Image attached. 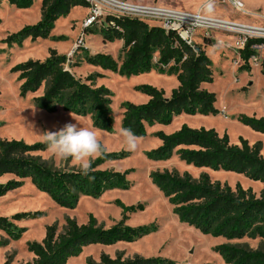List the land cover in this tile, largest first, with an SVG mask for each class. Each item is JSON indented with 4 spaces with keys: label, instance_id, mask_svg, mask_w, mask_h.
I'll list each match as a JSON object with an SVG mask.
<instances>
[{
    "label": "trees",
    "instance_id": "obj_1",
    "mask_svg": "<svg viewBox=\"0 0 264 264\" xmlns=\"http://www.w3.org/2000/svg\"><path fill=\"white\" fill-rule=\"evenodd\" d=\"M39 0H7L18 9H30ZM42 20L35 25L25 26L9 35V45L21 47L31 39L50 38L55 23L67 17L76 8H89L84 0H41ZM2 20L0 19V24ZM99 26V25H97ZM89 30V29H88ZM103 41L123 42L121 64L106 54H86L85 61L105 71L118 73L131 78L153 71L161 75L175 76L179 86L172 90L170 97L151 85H140L135 91L148 97L145 104L124 103L122 128H131L140 138L148 135V129L156 125L169 126L175 118L186 114L191 116H216V94L203 90L202 85L213 83L212 62L204 46L195 43L190 46L177 33L166 32L158 25L138 17L109 14L100 24ZM261 39H248L240 58L241 71H250V59L256 55L255 44H263ZM68 59L50 52L45 61L29 60L17 64L11 73L17 75L22 98L36 95L33 105L50 113L62 109L80 117L90 116L96 129L107 133L114 132V118L111 108L112 92L105 86L96 84L100 75L78 78L70 68ZM264 76V59L261 63ZM41 93V94H40ZM40 94V95H38ZM238 121L257 133L264 134V117L255 118L240 115ZM155 136L161 146L150 157L169 159L173 155L196 168H208L242 175L254 182L264 184V157L261 146L250 145L240 138L239 144H231L229 136H220L214 129H193L186 125L173 134L157 132ZM45 143L27 144L23 140H0V198L20 189L26 180L42 193H45L59 207L74 209L81 198H99L104 193L121 189L128 190L130 172L100 169L108 161L116 160L119 154L103 152L91 163L88 176L80 169L56 170L37 154L46 152ZM154 184L168 198L179 220L204 234L227 241L245 238L264 241V193L258 197L251 189L241 185L234 189L212 182L207 174L194 180L189 174L165 170L152 174ZM116 205L122 209V218L109 229L98 225L90 216L87 224L79 225L67 219L61 233L56 225L46 229L41 243L27 244L34 259L27 264H68L78 258L84 249L91 246L111 247L119 243H134L157 231L155 225L130 227V215L141 211V205L126 206L120 201ZM37 213H18L10 219L0 216V232L7 240L0 239V247L8 241H20L25 233L15 222L22 219H37ZM216 251L225 264H264V249L249 250L231 244H222ZM4 264H9L7 260ZM88 264H175L160 257L124 258L117 254L112 258L102 254L99 262Z\"/></svg>",
    "mask_w": 264,
    "mask_h": 264
},
{
    "label": "rangeland",
    "instance_id": "obj_2",
    "mask_svg": "<svg viewBox=\"0 0 264 264\" xmlns=\"http://www.w3.org/2000/svg\"><path fill=\"white\" fill-rule=\"evenodd\" d=\"M123 5L138 8H165L170 10L196 13L209 0H114ZM245 5L242 14L234 12L229 6L209 5L203 8L202 15L210 20L232 23L240 26L264 28V0H241ZM41 0L30 9H18L7 0H0V140H23L27 144L43 143L41 134L46 131H57L65 123L79 124L93 130L102 144L105 153L119 154L120 157L101 166L102 170H114L120 173L130 172L128 190H111L99 198L83 197L74 209L59 207L45 193L35 188L30 180L24 186L0 198V216L11 218L18 213H37V219H22L15 222L18 228L26 231L20 241H8L0 247V264L9 260V264H27L34 256L28 251L27 244L41 243L49 226L56 225L61 233L67 219L75 220L79 225L87 224L93 216L98 225L109 229L122 218V209L116 201L126 206L141 205L142 209L130 215L127 225L130 227H158L157 231L134 243H119L115 246H91L68 264H88L99 262L102 254L112 258L123 254L124 258L140 256L143 258L160 257L175 264H225L223 257L216 251L222 244H231L249 250L264 249L261 239L245 238L227 241L204 234L198 229L181 222L174 213L168 198L154 184L152 174L165 170L189 174L194 180L207 174L212 182H220L234 189L241 185L245 190L251 189L258 197L264 193V184L225 171H214L208 168H196L181 161L173 155L169 159H155L150 154L160 146L157 132L173 134L186 125L193 129H214L220 136L228 135L231 144H239L240 138L250 145L261 146L264 157V134L253 131L238 121L240 115L264 117V76L261 63L264 51L260 52L258 62H249L250 71H241L243 61L237 49L240 32L223 27H216L206 32H198L195 42L204 46L212 62L213 83L202 85V89L216 94V116H191L183 114L169 126L156 125L148 129V135L141 138L135 152H129L124 138L120 134L124 113L123 104H145L148 97L135 91L140 85H151L165 92L170 97L172 90L179 86L175 76L161 75L156 71L131 78L118 73L105 71L100 67L88 64L86 54L98 53L110 55L121 64L123 59V42L106 43L103 41L100 25L82 30V24L89 15V8H76L67 17H61L56 23L50 38L33 42L26 40L21 47L9 45L6 39L25 26L35 25L42 20ZM125 15L138 16L153 23L155 19L139 15L133 11H121ZM158 22V21H157ZM85 34V35H83ZM83 38L82 44H79ZM56 51L68 59V68L85 80L88 76L100 75L96 84L105 86L113 96L111 108L114 118V132L107 133L96 129L90 116L80 117L59 109L50 113L36 108L33 98L28 95L22 98L17 75L11 73L14 66L29 60L45 61L50 52ZM41 94V93H40ZM38 94V95H40ZM49 167L56 170L80 169L71 159H61L50 151L37 154ZM98 157L93 159L96 160ZM0 239L7 236L0 232Z\"/></svg>",
    "mask_w": 264,
    "mask_h": 264
},
{
    "label": "built area",
    "instance_id": "obj_3",
    "mask_svg": "<svg viewBox=\"0 0 264 264\" xmlns=\"http://www.w3.org/2000/svg\"><path fill=\"white\" fill-rule=\"evenodd\" d=\"M90 6L89 15L85 18L82 24V30L94 28L97 25L102 24L107 15H120V16H130L121 13V11H133L139 15L147 16L149 18L155 19L156 22L153 24H158L162 26L166 32H175L179 37L188 45H195V38L198 32H206L216 27H222L215 25L217 23H222L215 20H210L205 18L203 13V8L209 5L216 4L217 6H229L234 12L242 14L245 12V5L241 0H209L205 6L201 7L196 13H187L183 11L170 10L165 8H138L131 7L127 5H122L114 0H84ZM131 8V9H129ZM138 17V16H132ZM139 18V17H138ZM158 21V22H157ZM224 23V22H223ZM248 27V26H242ZM225 28V27H223ZM250 33L240 32L241 36L238 41L237 49L239 52L243 50L247 44L248 39H261L264 40V28H254L248 27ZM262 32V33H259ZM85 35V34H83ZM83 38L80 39L79 44H82ZM252 49L256 52L249 62H258L260 52L264 51L263 44H255Z\"/></svg>",
    "mask_w": 264,
    "mask_h": 264
},
{
    "label": "clouds",
    "instance_id": "obj_4",
    "mask_svg": "<svg viewBox=\"0 0 264 264\" xmlns=\"http://www.w3.org/2000/svg\"><path fill=\"white\" fill-rule=\"evenodd\" d=\"M120 134L129 152L138 148L140 137L131 128H121ZM41 140L48 151L61 159L71 158L80 168V173L88 176L92 160L104 152V145L97 134L79 124L65 123L57 131H46L41 134Z\"/></svg>",
    "mask_w": 264,
    "mask_h": 264
},
{
    "label": "bare ground",
    "instance_id": "obj_5",
    "mask_svg": "<svg viewBox=\"0 0 264 264\" xmlns=\"http://www.w3.org/2000/svg\"><path fill=\"white\" fill-rule=\"evenodd\" d=\"M121 4V3H120ZM123 5V4H122ZM129 9H131V8H129ZM215 25H219V26H222V27H225V28H227V29H232V30H236V31H238V32H245V33H250V31L249 30H247V29H249L248 27H242V26H240V25H236V24H232V23H217V24H215ZM259 33H262V32H259Z\"/></svg>",
    "mask_w": 264,
    "mask_h": 264
},
{
    "label": "crops",
    "instance_id": "obj_6",
    "mask_svg": "<svg viewBox=\"0 0 264 264\" xmlns=\"http://www.w3.org/2000/svg\"><path fill=\"white\" fill-rule=\"evenodd\" d=\"M77 76V75H76ZM78 78H82L81 76H77ZM83 79V78H82Z\"/></svg>",
    "mask_w": 264,
    "mask_h": 264
}]
</instances>
